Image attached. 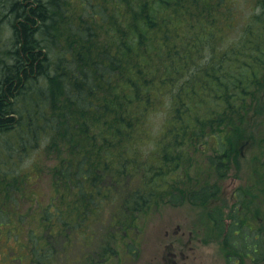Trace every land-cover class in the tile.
I'll list each match as a JSON object with an SVG mask.
<instances>
[{
    "label": "trees",
    "instance_id": "1",
    "mask_svg": "<svg viewBox=\"0 0 264 264\" xmlns=\"http://www.w3.org/2000/svg\"><path fill=\"white\" fill-rule=\"evenodd\" d=\"M252 3L0 0V182L9 199L32 168L50 175L36 163L23 171L26 152H38L40 165L58 157L54 197L40 217L47 245L67 237L89 246L95 230L84 229L86 220L106 208L108 233L118 239L138 229L142 211L185 201L212 208L224 234L222 210L213 207L239 147L254 138L241 135L255 86L264 88V0ZM255 113L263 116L264 104ZM147 138L156 144L145 167L138 156ZM254 171L264 177V163ZM85 181L99 187L86 191ZM260 197L264 203V185ZM6 214L0 209V223ZM262 214L233 221L225 238L256 262L264 260Z\"/></svg>",
    "mask_w": 264,
    "mask_h": 264
},
{
    "label": "rangeland",
    "instance_id": "2",
    "mask_svg": "<svg viewBox=\"0 0 264 264\" xmlns=\"http://www.w3.org/2000/svg\"><path fill=\"white\" fill-rule=\"evenodd\" d=\"M237 1L243 2L244 7L253 8L252 0ZM255 88L250 114L241 135L242 139L251 135L254 138L247 146L239 147L241 158L238 163L233 164L229 178L222 184L220 202L213 207L222 210L224 234L210 220L209 212L212 208L201 207L188 201L178 205L152 203L153 206L147 213L142 211L144 214L140 216L138 229L129 234L122 231L118 234V239L108 233L110 229L106 223L112 212L106 208L102 216L91 215L86 220L88 227L84 229L95 230L89 239V242L93 241L89 246L83 245L82 240L74 237L71 241L67 237L53 239L52 245L49 246L42 238L44 231L41 230L40 217L54 197V190L49 182L53 174L50 168L57 163L58 157L45 159L40 165V160L36 159L38 152L29 150L22 160L23 171L36 163L41 170L42 166H46L44 170L50 175H43L32 168L31 178L21 185L18 193L9 195V199L5 198L6 189L0 182V209L7 210L5 219L2 218L0 223V231L3 232V238L0 239V264H42V261L43 264H264V260L256 262L253 256H247L246 250L235 252L232 251L233 247L229 248L225 244L227 231L233 221L245 220L257 213L263 216L264 211V203L259 204L263 199L260 195L264 177L254 171L260 169L261 163H264V115L255 113V110L264 104V88ZM158 131L159 124L156 122L155 134ZM139 143L142 154L138 156V160L148 167L149 161L154 158L152 151L156 143L151 142L149 138ZM143 176L144 171L141 170L140 178ZM140 178L132 186L128 181L129 186H138ZM196 178L204 180L207 176L200 173ZM127 180L124 179L125 182ZM98 187H91L85 181L86 191L92 192ZM246 187L249 191L240 196L239 192L242 193ZM24 188L28 190L22 193ZM254 217L256 219V216ZM52 223L53 235H56V222ZM254 224L262 225L258 219ZM88 230L85 231L87 236ZM60 232L63 234V229ZM16 236L19 240H16ZM34 245L37 253H47L46 259L39 260V257L35 256ZM13 250L18 252V260L13 258L16 256ZM105 253L109 256H105ZM48 257L50 261L47 263L45 260Z\"/></svg>",
    "mask_w": 264,
    "mask_h": 264
}]
</instances>
